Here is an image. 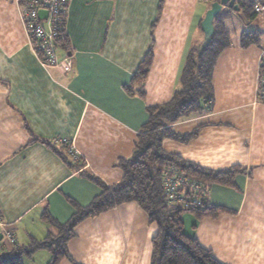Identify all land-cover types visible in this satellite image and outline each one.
<instances>
[{
  "label": "crops",
  "instance_id": "0c3cea01",
  "mask_svg": "<svg viewBox=\"0 0 264 264\" xmlns=\"http://www.w3.org/2000/svg\"><path fill=\"white\" fill-rule=\"evenodd\" d=\"M215 1L69 0V48L58 50L72 60L66 72L42 66L18 0H0V239L2 223L15 236L12 249L57 231L44 219L47 211L65 223L76 211L72 201L86 206L101 191L85 171L109 184L122 178L117 162L132 157L147 107L169 101L179 87ZM221 12L230 46L214 68L212 108L173 125L181 134L200 127L196 137L162 146L203 168L242 169L234 187L208 186L209 202L226 211L202 218L187 211L184 230L222 264H264V103L256 95L264 14L247 18L227 6ZM245 32H258L260 41L242 47ZM150 49L145 95L130 94L125 87ZM43 140L70 142L83 162L72 167ZM157 233L142 207L123 203L82 221L68 243L71 259L60 264H151ZM45 250L51 253L40 249L23 263L47 260Z\"/></svg>",
  "mask_w": 264,
  "mask_h": 264
},
{
  "label": "trees",
  "instance_id": "16d2710c",
  "mask_svg": "<svg viewBox=\"0 0 264 264\" xmlns=\"http://www.w3.org/2000/svg\"><path fill=\"white\" fill-rule=\"evenodd\" d=\"M238 2L247 18H254L257 15L254 11L256 5H264V0H238ZM226 18L223 12L215 18V32L209 45L204 48L196 45L188 51L180 73L179 87L170 100L147 107L148 121L138 132L132 157L121 158L116 164L123 171L122 178L109 184L85 171L84 174L101 188L100 193L86 206L71 200L76 211L65 223L58 222L47 211L43 217L57 229V233H50L43 240L33 239L28 245H16L10 251H0V264H24L23 256H32L40 249L51 252L52 256L48 264H60L64 259H71L68 243L75 237L77 226L87 218L98 216L127 202H136L146 211L149 221L158 227V233L152 239L151 264H222L196 238L185 232L182 215L185 211H191L197 218L216 217L221 211H226V208L213 206L203 197L200 206L170 201L163 187V176L168 167H172L173 170L207 186L221 184L234 187L235 177L242 169L238 166L224 170L203 168L176 154L166 152L162 144L165 139L189 142L198 135L200 127L181 134L174 130L173 125L211 110L214 97V68L220 54L230 46V36L224 25ZM65 21L66 14L58 30L59 36L55 39L57 53L60 48H69ZM259 41L258 32H245L241 37L242 47H248ZM33 46L37 51L40 50L35 40ZM152 61L153 51L150 49L131 83L125 87L130 94L145 95V82ZM43 141L72 167H79L76 163L83 162L81 156L71 151L67 141L59 145L47 140ZM68 155L74 158V163L69 161ZM185 195L196 197L191 190Z\"/></svg>",
  "mask_w": 264,
  "mask_h": 264
},
{
  "label": "built area",
  "instance_id": "2783aa9c",
  "mask_svg": "<svg viewBox=\"0 0 264 264\" xmlns=\"http://www.w3.org/2000/svg\"><path fill=\"white\" fill-rule=\"evenodd\" d=\"M69 0H18L20 14L24 22V26L28 33V37L32 43L35 40L38 43L39 51L33 49L38 56L42 66L45 68H61L66 72L71 71L73 63L69 56L60 58L57 53L55 39L59 36V27L65 20ZM210 1V0H205ZM44 10L47 12L46 17H41L39 12ZM255 13L264 14V5H256ZM257 100L264 103V50L260 59V75L258 77ZM68 142V141H67ZM71 151L78 154L72 144ZM163 187L172 202H182L190 205H202L201 198L208 200L209 188L206 184L192 180L181 172L168 167L163 176ZM191 190L196 195L195 198L188 197L187 191ZM194 199V201H190ZM209 201V200H208ZM2 239H0V251H10V246L15 244V236L6 223H2ZM10 247V248H9Z\"/></svg>",
  "mask_w": 264,
  "mask_h": 264
},
{
  "label": "water",
  "instance_id": "95a60500",
  "mask_svg": "<svg viewBox=\"0 0 264 264\" xmlns=\"http://www.w3.org/2000/svg\"><path fill=\"white\" fill-rule=\"evenodd\" d=\"M236 1L238 0H218L212 2L202 21V30L204 32V42L201 45L202 48L211 43L212 36L215 32L214 22L217 15L222 11L223 7L225 6L229 8L239 9V4H237ZM39 14L41 17L47 16V12L44 10H41Z\"/></svg>",
  "mask_w": 264,
  "mask_h": 264
},
{
  "label": "rangeland",
  "instance_id": "374dc122",
  "mask_svg": "<svg viewBox=\"0 0 264 264\" xmlns=\"http://www.w3.org/2000/svg\"><path fill=\"white\" fill-rule=\"evenodd\" d=\"M203 42H204V37H203V40H201L198 44H197V46H201L202 44H203ZM187 211H185L184 213H183V215H182V219H183V221H186V219H187V213H186ZM51 226V225H50ZM52 233H57V231H55V232H53L52 231ZM46 251V250H45ZM46 252H48V251H46ZM48 254H49V252H48ZM50 256H49V258L47 259V260H44V256H38V257H36V256H33L32 258H33V263L32 264H41L42 263V261H49L50 259H51V253L49 254ZM25 258H27V256H23L22 257V259L24 260ZM28 259H26L25 261H27ZM47 262H44L43 264H47ZM29 264V263H28Z\"/></svg>",
  "mask_w": 264,
  "mask_h": 264
}]
</instances>
